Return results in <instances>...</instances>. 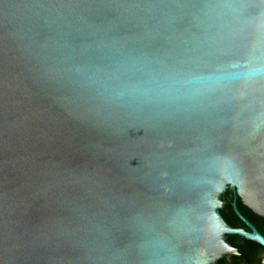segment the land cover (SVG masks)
I'll list each match as a JSON object with an SVG mask.
<instances>
[{
  "label": "water",
  "instance_id": "water-1",
  "mask_svg": "<svg viewBox=\"0 0 264 264\" xmlns=\"http://www.w3.org/2000/svg\"><path fill=\"white\" fill-rule=\"evenodd\" d=\"M264 217V0H0V264H224Z\"/></svg>",
  "mask_w": 264,
  "mask_h": 264
},
{
  "label": "flooded vegetation",
  "instance_id": "flooded-vegetation-1",
  "mask_svg": "<svg viewBox=\"0 0 264 264\" xmlns=\"http://www.w3.org/2000/svg\"><path fill=\"white\" fill-rule=\"evenodd\" d=\"M223 201V212L233 224L243 230L251 232L255 229L257 233H260L251 223L237 214V205L239 210L264 233V217L244 205L237 192L235 205L234 189L228 188L225 191ZM232 242L238 244L240 249H236V253H226L223 256L224 264H264V245L262 243L235 233H232Z\"/></svg>",
  "mask_w": 264,
  "mask_h": 264
}]
</instances>
